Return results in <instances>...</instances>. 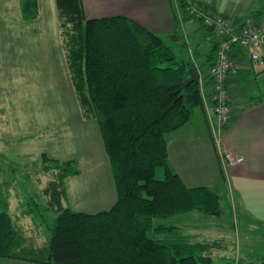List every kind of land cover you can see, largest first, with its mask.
I'll use <instances>...</instances> for the list:
<instances>
[{
    "label": "trees",
    "instance_id": "trees-1",
    "mask_svg": "<svg viewBox=\"0 0 264 264\" xmlns=\"http://www.w3.org/2000/svg\"><path fill=\"white\" fill-rule=\"evenodd\" d=\"M56 1L74 86L85 111L98 121L118 196L96 212L64 206V179L78 170L71 160L54 159L49 166L42 153L44 169H57L45 189L57 212L52 234L38 247L26 244L8 198L0 196V255L44 264H216L210 249L217 241H191L175 226L152 227V221L191 209L220 211L213 188L188 186L171 167L167 139L203 105L199 81L186 87L182 81L190 66L213 65L219 40L205 56L200 42L188 48L175 32L186 51L179 57L161 35L128 16L87 17L82 0ZM21 5L25 19L37 15V0ZM158 167L165 168L163 178L156 177ZM155 230L172 234L161 238ZM218 264L235 263L223 258Z\"/></svg>",
    "mask_w": 264,
    "mask_h": 264
},
{
    "label": "rangeland",
    "instance_id": "rangeland-1",
    "mask_svg": "<svg viewBox=\"0 0 264 264\" xmlns=\"http://www.w3.org/2000/svg\"><path fill=\"white\" fill-rule=\"evenodd\" d=\"M215 1V11L235 7L240 15L253 9L264 14V0ZM37 7V15L25 19L21 0H0V196L11 197L9 211L15 227L23 229L25 243L35 240L40 246L51 236L57 215L49 207L45 191L56 178L57 169H44L42 153L50 158L46 161L49 166L54 159L71 160V167L78 170L64 179V206L96 212L110 208L118 193L98 121L85 111L74 86L57 1L37 0ZM180 24L176 29L188 32L191 41L202 36L215 39L198 20ZM158 29L160 32H155L173 46L175 53L184 55L181 41L173 40L175 34L166 32L167 27ZM258 80L261 82L263 76ZM201 116V106H196L194 130L200 131L197 121ZM187 123L176 129V136L189 130ZM170 133L173 131L167 139ZM198 164L194 173L190 169L187 175L202 182L209 174ZM177 170L183 174L182 167ZM164 174L165 168L158 167L156 177L163 178ZM215 191L220 196L218 214L191 209L155 217L152 227L175 226L181 234L192 237L191 241H217L210 249L216 264L223 258L235 264L241 259L260 260L264 256V224L245 219L224 190ZM151 233L161 238L172 234L165 230Z\"/></svg>",
    "mask_w": 264,
    "mask_h": 264
},
{
    "label": "crops",
    "instance_id": "crops-1",
    "mask_svg": "<svg viewBox=\"0 0 264 264\" xmlns=\"http://www.w3.org/2000/svg\"><path fill=\"white\" fill-rule=\"evenodd\" d=\"M196 1L214 13L232 12L236 24L243 21L257 24L264 22V14L260 9H253L251 13L248 11L249 13L240 15L235 7L228 11L225 9L215 11L213 7L217 4L215 0ZM82 3L87 17L124 15L152 31L160 32L158 28L167 27L165 31L169 34L174 33V36H177L175 32H178L184 40L187 36L188 48L200 42L198 46L205 56L210 53L211 47H214L212 42L219 40L215 34V39L202 36L198 41H191L188 32L184 29L178 31L176 27H179L180 23L177 21L172 0H82ZM187 20L184 18L180 25L184 26ZM173 40L176 42L177 38ZM231 59L233 65L227 78V88L231 96L229 122L219 127L213 111L211 92L213 65L199 67L203 105L202 116L197 122L200 123L201 128L200 131L194 130L192 114L185 125V127L190 125L187 132L182 136L175 135L179 130L169 134V161L176 172L182 167L183 174L178 173L185 182H189V186L205 185L214 190H224L230 196L236 211L239 209L245 219L262 225L264 224V62L262 64L253 62L248 51L239 46H235ZM258 65L262 67H256ZM262 76L263 80L260 82L258 79ZM252 86H255L254 89L251 88ZM225 152H230L234 157L242 156L243 159L239 162L227 161L223 158ZM198 162L209 174L202 182H195L187 175L190 169L191 173H194L199 167ZM10 198H8L9 208ZM19 230L23 231L21 227ZM33 241L35 240H31L29 244L39 246ZM256 262L264 264V256ZM0 264L44 263L0 255Z\"/></svg>",
    "mask_w": 264,
    "mask_h": 264
},
{
    "label": "built area",
    "instance_id": "built-area-1",
    "mask_svg": "<svg viewBox=\"0 0 264 264\" xmlns=\"http://www.w3.org/2000/svg\"><path fill=\"white\" fill-rule=\"evenodd\" d=\"M172 1L179 23H182L185 15L189 14L219 37L212 66L211 92L217 125L222 127L229 122L231 117V96L227 88V78L233 65L232 52L235 46H239L248 51L253 62L262 64L264 62V23L243 21L236 24L232 12H211L196 0ZM185 40L187 41V36H185ZM223 158L234 162L243 159L242 156L234 157L230 152H225Z\"/></svg>",
    "mask_w": 264,
    "mask_h": 264
},
{
    "label": "water",
    "instance_id": "water-1",
    "mask_svg": "<svg viewBox=\"0 0 264 264\" xmlns=\"http://www.w3.org/2000/svg\"><path fill=\"white\" fill-rule=\"evenodd\" d=\"M174 38H177V36H174ZM199 77H200L199 69L196 66H190L185 73V78L182 81V86L186 87L191 82L199 81ZM215 212L217 214L219 213V211H215Z\"/></svg>",
    "mask_w": 264,
    "mask_h": 264
}]
</instances>
